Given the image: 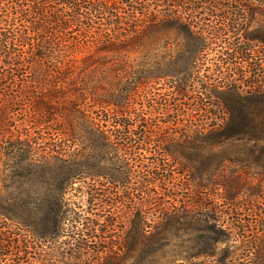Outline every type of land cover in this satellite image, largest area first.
Segmentation results:
<instances>
[{
  "label": "trees",
  "instance_id": "16d2710c",
  "mask_svg": "<svg viewBox=\"0 0 264 264\" xmlns=\"http://www.w3.org/2000/svg\"><path fill=\"white\" fill-rule=\"evenodd\" d=\"M226 2L231 7L220 6L221 0H0V166H30L45 158L46 150L67 156L50 148L48 139L65 135L68 116L78 115L86 132L103 142L101 159L120 152L129 185L109 194L101 173L88 174L91 182L82 181V204H87L82 213L68 208L65 185L46 209L33 213L38 217L31 223L25 221L26 209L9 199L5 203L13 210L5 209L0 200V264H122L127 257L114 249L115 231L106 225L124 205L133 216L129 248L140 249L128 256L133 264H154L160 229L171 226L188 227L181 229L189 233L182 248L186 262L264 264L263 181L248 187L241 175H215L200 192L176 199L167 185L178 171L160 156L168 149L160 147L159 157L141 156L157 126L144 110L152 107L147 89L162 77L170 79L171 89L162 106L174 105L177 112L197 104L192 112L198 118L189 114L182 141L199 134L208 146L196 149L185 166L207 163L210 143L219 148L247 139L264 146V107L255 113L216 107L209 121L203 104L202 95L211 91L245 93L238 95L241 102L264 99V29L243 30L245 15L264 14V0ZM240 21L226 33L229 24ZM214 22L223 24L218 32L225 33L209 37ZM169 33L185 35L187 55L152 78L158 69L149 68L161 63L158 51ZM213 48L212 72L200 76L204 51ZM36 130L39 138L32 135ZM154 143L166 144L159 135ZM147 215L153 219L146 221ZM95 253L97 260L91 259Z\"/></svg>",
  "mask_w": 264,
  "mask_h": 264
},
{
  "label": "rangeland",
  "instance_id": "374dc122",
  "mask_svg": "<svg viewBox=\"0 0 264 264\" xmlns=\"http://www.w3.org/2000/svg\"><path fill=\"white\" fill-rule=\"evenodd\" d=\"M222 4H226L227 7L230 6L227 4L226 0H221L220 6ZM222 19L223 17H217L216 22L219 20L222 21ZM240 23L241 21L234 25L229 24V27H226V33L231 34L232 29L238 28L237 24ZM244 23L246 25L243 30L247 32L264 29V14L252 13V16L245 15ZM222 26L224 25L214 22L209 37H213V33L216 35L225 33L223 32L224 28H221L222 33L218 32L219 27ZM186 46L188 48V40L185 38L184 34L181 33L174 38L172 33H169V36L167 38L165 37L161 42L158 51L161 63L152 64L153 67L149 68L152 73L158 69L152 78L155 77L157 73L162 72L169 62H172L177 58H180L178 60L182 61L181 58L187 55ZM216 50L214 51V48L213 50L205 49L204 54L206 55V59L199 62L201 64V66H199L200 76L211 74L213 66L209 59L214 57L212 55ZM162 53L170 54L172 55V58L168 59V57H166V55L164 56ZM133 66H135L134 69H139L140 67L136 62L133 63ZM169 81L170 79L166 77L154 79L149 84L152 85V88L147 89L149 93L147 97L150 99L148 104L152 105V107L151 109L144 108V110L146 111V117L151 121V124L153 125L156 123L157 126L153 127L154 129L152 128L153 133L151 134V141L146 146V151L142 153L141 156L149 157L152 155L153 157H159L161 152L160 147L164 146L168 149L169 152L165 153V155L161 154L160 156L167 159V162L172 164V166H174L173 168H176L178 171V173L174 174L173 181L167 185L169 190L175 194L176 199H181L180 197H182V195L184 197L186 194H188V197L193 196L196 194V191H201V186L205 185L209 179L213 180L215 175L220 174L225 176L231 175V173H233V175H241L242 178L246 180L248 187H253L259 184L260 181H263L262 183L264 186V146L261 144L256 145L253 141L247 139L225 142L224 145L219 148L215 146V144L212 146L210 143L209 149H211L212 152H208L204 155V158L208 160V164L195 161L193 162L194 165H192V168H190L189 165L185 166L189 162L192 164L196 149L206 148L208 146L203 141L202 135L199 134L194 135L187 142L182 141L180 135L185 129L184 126L187 123L186 119L189 114L192 115V118H190L191 120L196 121L198 118V115L195 116V113L192 112L193 109H197V104L195 105L196 108L191 106V108L189 107L190 109L182 108V105L180 107L181 111L179 110L177 112L172 109L174 105H169L167 107L162 106L161 104L164 103V96L171 91ZM239 94L245 93L228 92L220 95L215 93V91H211L209 95H202L203 98H207V100H204L203 104L207 103L205 105H208L205 107V110L206 112L208 111L209 115L211 114V116L208 117L209 121L214 117L213 114L217 115L216 107H224L226 110L227 108L233 110L242 109L246 112L252 113L257 112L264 107V99H252L247 102H241L239 101ZM169 99L171 101V97ZM183 101H186L185 98H183ZM198 105H200V102ZM68 117L69 127H67L66 134L60 136L59 139L57 137H53L54 139L52 140L48 139L50 148L62 149L67 156L60 158L55 153H49L46 150L45 158H37V163H32L30 166L16 169L9 168V163L0 166L2 172L0 176L1 204L5 209L13 210L9 205V201L5 203L6 199H9L17 208L22 207L23 209H26L27 212L24 216H27L28 218L25 219V221H29L30 223L34 222L33 220H37L38 217L36 214L33 215V213L39 209H46L51 203V196L54 193H57L59 189L65 185H67V189L64 191V200L67 202L68 208L79 212L81 211L82 213V205L83 207H86L87 205L85 204V200L82 204V181L91 182L87 176L88 174L101 173L103 179L101 178L99 181L102 182L104 188L106 187L109 194H111L112 191L122 193L123 188L129 186L126 183L127 180L125 178L126 166L120 167V165H122L121 159L119 158L120 152L112 153L113 158L107 156L104 159H101L100 152L101 149H103V142H101V139L95 136V133L88 134V131L86 132L82 119H80L78 115H75V117L69 115ZM137 130L138 129H136V131ZM44 132L47 133L46 131ZM32 135L39 138L37 130L36 133H33ZM157 135H159L162 140L164 139L166 144L155 145L154 138ZM45 137L49 136L45 135ZM141 149L143 150L144 146ZM139 152L140 151H138V153ZM221 161L223 164H220L221 166L219 167ZM217 166L218 168H215ZM108 182L112 183V185H108ZM113 185L114 188L110 189ZM158 190H160V188H157L155 191ZM132 195L135 196L136 193L132 192ZM260 198H262L259 200L260 207H262L260 210L263 211L264 192ZM132 217L131 209L124 205L121 209L119 208L113 221L109 218V226L106 225V227L110 229L112 228L111 230L115 231L114 234H111L115 240L117 239L114 249H117V252L120 253V255L123 256L124 254L127 257L122 264H133V260L128 258V256H131L132 254L136 255L140 250L137 249L134 252H131L129 248L131 237H129L130 233L128 236L127 234L130 230L129 228ZM147 219L153 218H151L150 215H147L145 220L147 221ZM135 220H137L136 217ZM189 223L191 225L193 224L192 222ZM181 229L188 230V227H161L158 240L162 239V241L157 242L159 250L154 258V264H167V262L173 258L174 264H192V262H186L185 255L184 253L182 254V248L187 246L183 241L187 238V234L189 233L185 230L181 231ZM122 238H125L124 247L121 245ZM163 244L165 245L161 247ZM223 247L224 245L218 246L217 248L223 249ZM94 257H96L97 260L100 255H97L96 253L92 254L91 259ZM209 260L210 259L206 258H198L195 263L197 264L202 261V263L208 264ZM83 261L84 258H82V262ZM93 261L94 260L91 261V264H93ZM105 262L102 264H112L110 261H108L110 263Z\"/></svg>",
  "mask_w": 264,
  "mask_h": 264
}]
</instances>
